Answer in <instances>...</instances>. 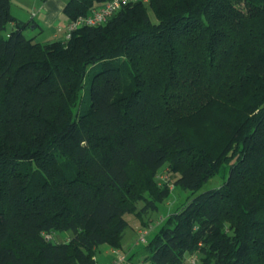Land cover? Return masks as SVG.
Masks as SVG:
<instances>
[{
	"label": "trees",
	"instance_id": "obj_1",
	"mask_svg": "<svg viewBox=\"0 0 264 264\" xmlns=\"http://www.w3.org/2000/svg\"><path fill=\"white\" fill-rule=\"evenodd\" d=\"M108 1L69 0L64 15ZM10 8L0 0V264H97L99 246L122 250L127 215L170 195L165 166L195 193L235 153L142 261L264 264V0H139L45 43Z\"/></svg>",
	"mask_w": 264,
	"mask_h": 264
},
{
	"label": "rangeland",
	"instance_id": "obj_2",
	"mask_svg": "<svg viewBox=\"0 0 264 264\" xmlns=\"http://www.w3.org/2000/svg\"><path fill=\"white\" fill-rule=\"evenodd\" d=\"M148 15L153 22L156 21L155 14L151 8H148ZM9 31L10 26L7 27L4 34L9 33ZM26 37L31 38L32 36L27 35ZM86 82L83 83L80 90L76 111H79L82 105H85L87 102ZM236 155L237 153L232 154L230 161L226 162L216 172V174L195 193L183 191L182 189L176 187L174 182L177 177V173L169 172L165 166L159 173V176L168 177L166 185L170 190V195L158 205V209L156 211L151 212L142 218L134 215H127L126 220L128 221L129 226L124 233L122 250L113 252L107 245L99 246L96 253L98 261L103 264H147L142 261L147 252L146 243L138 245L136 243L138 230L147 228L149 230L147 241L150 240L157 232H159L160 228L165 225L166 221L181 212L194 196L223 186L228 176L230 162L236 159ZM48 238L52 242H65L69 238V232H53L49 234ZM106 250L111 251L106 252ZM119 254L120 256H124V260L122 262L118 261ZM195 254L198 258V264H200L201 254L198 252Z\"/></svg>",
	"mask_w": 264,
	"mask_h": 264
},
{
	"label": "crops",
	"instance_id": "obj_3",
	"mask_svg": "<svg viewBox=\"0 0 264 264\" xmlns=\"http://www.w3.org/2000/svg\"><path fill=\"white\" fill-rule=\"evenodd\" d=\"M68 1L11 0L10 11L14 18L28 24L24 34L32 36L35 42L64 41L65 27L69 22L64 15V9ZM10 27L12 28L13 25L11 24ZM95 259L97 264H103L98 261L97 255Z\"/></svg>",
	"mask_w": 264,
	"mask_h": 264
},
{
	"label": "built area",
	"instance_id": "obj_4",
	"mask_svg": "<svg viewBox=\"0 0 264 264\" xmlns=\"http://www.w3.org/2000/svg\"><path fill=\"white\" fill-rule=\"evenodd\" d=\"M139 0H109L103 4H98L92 7L90 12L86 16H80L75 20L69 21L65 27L66 34L64 38V42L70 40L72 33L83 28V27H97L104 24L109 18H111L122 5L126 3H135ZM158 179L160 184L167 183V176H159ZM149 235V230L147 228L138 230L137 234V245L145 244L147 242V236ZM118 252V251H113ZM124 260V256H118V261L122 262ZM183 264H198V258L196 254L190 255L184 261Z\"/></svg>",
	"mask_w": 264,
	"mask_h": 264
}]
</instances>
